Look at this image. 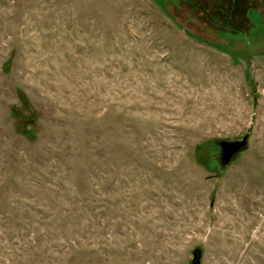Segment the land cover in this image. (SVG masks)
I'll use <instances>...</instances> for the list:
<instances>
[{
	"label": "rangeland",
	"instance_id": "rangeland-1",
	"mask_svg": "<svg viewBox=\"0 0 264 264\" xmlns=\"http://www.w3.org/2000/svg\"><path fill=\"white\" fill-rule=\"evenodd\" d=\"M195 250L264 264V0H0V264Z\"/></svg>",
	"mask_w": 264,
	"mask_h": 264
},
{
	"label": "water",
	"instance_id": "water-1",
	"mask_svg": "<svg viewBox=\"0 0 264 264\" xmlns=\"http://www.w3.org/2000/svg\"><path fill=\"white\" fill-rule=\"evenodd\" d=\"M249 145V135L245 136L242 140L236 141H222L219 143L220 155L219 164L220 168H227L239 154L245 151ZM192 264H201L202 253L200 250L194 251Z\"/></svg>",
	"mask_w": 264,
	"mask_h": 264
},
{
	"label": "trees",
	"instance_id": "trees-1",
	"mask_svg": "<svg viewBox=\"0 0 264 264\" xmlns=\"http://www.w3.org/2000/svg\"><path fill=\"white\" fill-rule=\"evenodd\" d=\"M240 33H241L240 31L235 30V35H240ZM30 124H31V123H30ZM24 125L27 126L28 124H27V123H24ZM31 125H32V124H31Z\"/></svg>",
	"mask_w": 264,
	"mask_h": 264
},
{
	"label": "flooded vegetation",
	"instance_id": "flooded-vegetation-1",
	"mask_svg": "<svg viewBox=\"0 0 264 264\" xmlns=\"http://www.w3.org/2000/svg\"><path fill=\"white\" fill-rule=\"evenodd\" d=\"M233 9H234V7L230 6V9H229L230 14L232 13ZM229 20H230V17H229ZM210 21H211V20H210ZM234 30H237V29H234ZM238 31H239V30H238Z\"/></svg>",
	"mask_w": 264,
	"mask_h": 264
}]
</instances>
